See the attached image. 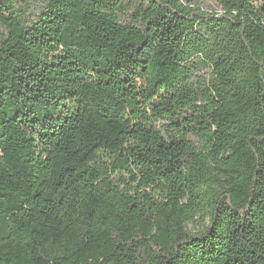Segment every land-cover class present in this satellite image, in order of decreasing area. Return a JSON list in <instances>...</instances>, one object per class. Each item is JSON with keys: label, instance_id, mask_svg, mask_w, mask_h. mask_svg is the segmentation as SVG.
Returning <instances> with one entry per match:
<instances>
[{"label": "trees", "instance_id": "16d2710c", "mask_svg": "<svg viewBox=\"0 0 264 264\" xmlns=\"http://www.w3.org/2000/svg\"><path fill=\"white\" fill-rule=\"evenodd\" d=\"M210 1L0 0V264H264V0Z\"/></svg>", "mask_w": 264, "mask_h": 264}, {"label": "rangeland", "instance_id": "374dc122", "mask_svg": "<svg viewBox=\"0 0 264 264\" xmlns=\"http://www.w3.org/2000/svg\"><path fill=\"white\" fill-rule=\"evenodd\" d=\"M191 1V5L194 8H200L202 11L204 12H208V13H220V7L217 6L214 2L210 1V0H190ZM183 2H185V0H183ZM209 70L208 69H203L201 71V73H208ZM201 227L200 223H197L194 226L190 225L191 229H199Z\"/></svg>", "mask_w": 264, "mask_h": 264}, {"label": "built area", "instance_id": "2783aa9c", "mask_svg": "<svg viewBox=\"0 0 264 264\" xmlns=\"http://www.w3.org/2000/svg\"><path fill=\"white\" fill-rule=\"evenodd\" d=\"M221 13V12H220Z\"/></svg>", "mask_w": 264, "mask_h": 264}]
</instances>
